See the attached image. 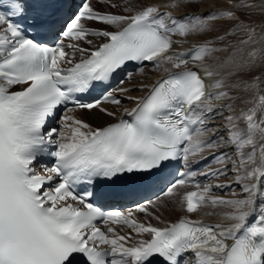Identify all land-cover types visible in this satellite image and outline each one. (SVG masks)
Returning <instances> with one entry per match:
<instances>
[{"label":"snow or ice","instance_id":"obj_1","mask_svg":"<svg viewBox=\"0 0 264 264\" xmlns=\"http://www.w3.org/2000/svg\"><path fill=\"white\" fill-rule=\"evenodd\" d=\"M189 3L171 0L166 7ZM63 8L60 0H7V10L0 11V264H71L74 254L85 264H151L153 257L161 264H264V0H220L203 13L180 16L143 0H125L122 13L100 12L81 0L66 20ZM87 21L104 27L89 28ZM57 34L75 43L50 46L48 37ZM89 36L104 42L93 45ZM129 62L151 63L164 75L139 89L109 90L102 100L78 98ZM133 75L124 72L119 85ZM145 89L143 96L127 97L136 105L125 110L128 120L93 128L69 115V108L59 128H46L70 102L113 116L101 104L120 105L114 92ZM213 116L224 121L223 134L209 126ZM48 145L55 146L47 152L54 163L42 165V174L34 163ZM205 150H214L220 167L203 175L230 181L196 182L195 190L181 193L189 182L181 178L164 196L188 214L223 206L224 223L182 217L157 227L92 202L135 191L159 179L172 161L187 164ZM81 183L94 191L76 192ZM233 184L240 194L213 195ZM137 211L153 215L147 206ZM118 225L149 238L131 243Z\"/></svg>","mask_w":264,"mask_h":264},{"label":"bare ground","instance_id":"obj_2","mask_svg":"<svg viewBox=\"0 0 264 264\" xmlns=\"http://www.w3.org/2000/svg\"><path fill=\"white\" fill-rule=\"evenodd\" d=\"M170 2H171V0H143L144 4H157L160 6V8H166V9H168V11H172L173 15H175V16L176 15L180 16L186 12H188V13H191V12L203 13L211 7L218 6L220 0H206L205 3H201V0H190L188 7H180L177 9H171V8L166 7V5L169 4ZM188 2H189V0H186V3H188ZM93 4H95L96 6L100 5V4H98L97 1H93ZM124 4H125V1H124ZM124 4L121 5V7H123ZM102 5L105 6V3ZM104 9L110 10L111 8L105 6ZM104 9H103V11H104ZM100 10H102V9H100ZM252 18L255 20H258L259 16L254 15ZM187 47H188L187 44L183 45V47L178 46L177 50H184ZM162 73H163L162 71H153V70L144 69L143 74L138 73V74L133 75L131 82H127L124 85V87L135 86L136 89H139V87L142 84L143 85H150L153 82V80L155 78H157ZM144 91L133 90L127 94H123V96H124V98H127L129 96L140 97ZM134 102H135L134 100L129 99V101L125 102L123 105H111V106H109L106 104H101L102 108L107 109V111H109V112H113L114 113L113 116H108L105 112L100 111L99 108H95V109H91V110L79 109L78 111L72 112L71 115H74L76 118L82 119L84 122L90 124L91 126L96 127V126H100V125L105 124V123L112 122V120H114L117 117V115H119L120 112H123V111L125 112L126 109L127 110L130 109L132 107V105L134 104ZM213 103L219 104L222 102L214 101ZM237 107L239 108L240 106L237 105ZM223 123H224V121L222 119H220L219 116H213V119L210 122L209 126L211 127L212 125H215V128L219 129V131L217 132V135H220V134H223V129L221 127V125ZM205 151H208V150H205ZM230 179H231V177H227V179H224V182L225 183L229 182ZM240 191H241L240 188L237 187L235 184H233L232 188L228 192H226V194L219 195V197L232 198L233 193L240 194ZM165 197L166 196L160 198L156 203H153L152 206L148 208V212L153 213V215L150 216V215H147L146 213L139 214L138 215L139 219H141V221L151 223L154 226L163 227L164 225H166V224L174 221L175 219L179 218V216L181 214L186 215L184 213V211H182L180 209L179 204L174 202L172 199L167 203L161 204V202L163 201V199ZM238 198H243V197L238 196ZM159 202H160V204H158ZM226 210L227 209L224 208L223 206H218L215 208L208 206V207L201 209L197 213L187 214V216L189 218H193V219L196 218L198 220L210 222L213 224L224 223V221L222 219V213L225 212ZM207 213H213V214L208 215ZM156 217H159V219H156ZM120 234L127 235V234H129V232L128 231H121ZM132 237H133V241H137V240L141 239V237L136 236V234L133 235ZM142 237L144 238V237H146V235L142 236Z\"/></svg>","mask_w":264,"mask_h":264},{"label":"rangeland","instance_id":"obj_3","mask_svg":"<svg viewBox=\"0 0 264 264\" xmlns=\"http://www.w3.org/2000/svg\"><path fill=\"white\" fill-rule=\"evenodd\" d=\"M122 3H124V1L125 0H120ZM259 0H257V2H258ZM134 2H135V0H134ZM118 3V2H117ZM95 5V4H94ZM95 8L96 9H102V8H98V6H96L95 5ZM103 10V9H102ZM107 9H104V11H106ZM110 10H112V9H110ZM110 10H107V12L108 11H110ZM225 179H227V177L225 178ZM178 190H180V189H178ZM182 190H184V189H182ZM224 195V194H223ZM171 199H169V198H165V199H163V201L161 202V204H164V203H167V202H169ZM158 204H160V202L158 203Z\"/></svg>","mask_w":264,"mask_h":264}]
</instances>
